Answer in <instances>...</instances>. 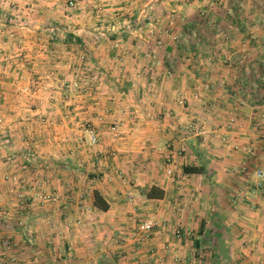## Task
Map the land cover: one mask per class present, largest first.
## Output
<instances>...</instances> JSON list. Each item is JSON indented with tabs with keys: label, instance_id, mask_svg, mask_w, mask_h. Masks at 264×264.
I'll return each mask as SVG.
<instances>
[{
	"label": "crops",
	"instance_id": "obj_1",
	"mask_svg": "<svg viewBox=\"0 0 264 264\" xmlns=\"http://www.w3.org/2000/svg\"><path fill=\"white\" fill-rule=\"evenodd\" d=\"M61 2L0 0V90L16 85L19 78L47 83L42 71L50 68V57L36 60L32 55L40 57L41 44L51 33L61 39L60 44L45 45L50 55L80 52L65 45L66 37L86 42L87 53L100 57L99 64L112 79L95 77L85 82L99 87L110 84L119 92L116 99L108 98L106 91L70 99V111L78 121L74 125L92 121L96 126L99 143L94 147L104 158V174L90 180L72 173L55 175L47 177L45 184L37 176L18 174L14 164L8 167L9 173L0 174V264H178L190 261V250L204 244L226 247L230 253L225 256L234 259L252 256L264 262V181L257 177L264 170V94H257L264 86V12L257 15L251 6L254 2L264 7V0H80L69 13H64ZM139 2L150 13L130 17V22L148 25L153 20L167 29L120 32L117 25L124 23L123 12L142 6ZM177 6L183 13H169ZM159 7L164 9L157 15ZM93 8L99 11L92 15ZM97 21L103 25L94 33L91 28ZM50 22L72 24L69 35L57 31L58 26L47 29ZM105 22H111L108 31ZM232 38L241 40V46L230 44ZM211 39L221 42L212 46ZM225 51L231 60H238L236 68H223L221 60L209 58ZM111 55L122 58L110 61ZM207 66L217 69L201 74ZM239 68L244 72L237 74ZM5 98L9 107L0 100L6 106L0 108L6 114L27 115L26 104H16L14 96ZM214 101V111H205L204 103ZM45 104H35L38 113L42 108V116L49 110ZM193 117L207 119V134L183 138ZM232 118L237 125L228 130ZM110 124L118 126V133L111 131ZM8 150L23 164L32 149L14 143ZM111 152L107 158L105 154ZM178 153L180 164L168 177L167 161ZM186 167L198 172L186 173ZM12 174L19 176L18 181ZM42 182L45 189L57 188L58 197L57 204L44 206L43 211L31 207L36 194L45 190ZM152 188L162 196L149 198ZM95 193L103 197L108 210L95 206ZM140 218L156 220L159 232L149 243L128 240L129 247H121L120 235L133 232ZM235 228L246 232V241L258 247V255L237 249L238 239L230 236ZM176 230L199 236L178 240ZM211 230L218 239H206ZM45 233L53 235V242L44 239ZM43 241L57 246L47 253L40 249ZM220 250L213 254L217 261L224 255Z\"/></svg>",
	"mask_w": 264,
	"mask_h": 264
},
{
	"label": "rangeland",
	"instance_id": "obj_2",
	"mask_svg": "<svg viewBox=\"0 0 264 264\" xmlns=\"http://www.w3.org/2000/svg\"><path fill=\"white\" fill-rule=\"evenodd\" d=\"M61 1H62L61 3L64 6V11H66L64 13L72 12L74 9L78 7L80 3V0H74L75 4L74 6L71 7L68 4L67 0H61ZM134 1H137V0H131V2H134ZM139 1L143 2L144 0H139ZM180 1L181 0H177L178 3H181ZM139 3L142 6L136 5L137 8H134V10L123 12L125 16L126 15H130V16H128L129 17L128 20L125 16H123L122 22L124 23H118L117 29L120 32L121 31H133V30H139V29H141L142 31H151L155 29H158V30L167 29L166 24L165 25H162V23L157 24L153 20H151L152 22L148 23V25L144 22H137V24L134 22H130V20L135 19V17L139 16L140 14H143L145 16L150 13L149 9L144 7V3H141V2ZM251 6H253L252 9L257 15H261L264 12V7H261L258 4L254 5V2L253 4H251ZM30 8L32 9V7ZM197 8L198 6H196V9ZM162 9L164 8L159 7V9L155 13H157L158 15L160 11H163ZM175 9H176L175 12L169 11V13L173 15H180L181 13H183V10H181L179 6L175 7ZM249 9L252 10L251 8ZM92 10H93L91 11L92 15L94 13L96 14V12L99 11V9L97 8H93ZM208 10H209V13L211 14L214 13L213 8H210ZM12 11L16 14V9L12 8ZM151 11L153 12L152 15L154 16V10H151ZM7 12L9 11L8 10L2 11V13H7ZM162 13L164 12H161L160 15H162ZM130 17H134V18L131 19ZM101 23L102 22L97 21L94 24H92V27H93L91 28L92 32L98 33L99 32L98 29H100V25H103ZM110 23L111 22H105L104 27L106 28L105 29L106 31L110 29V27L108 26L110 25ZM22 25H24L23 22H22ZM26 26L27 25H25V27ZM55 26L56 27L58 26L57 31H59L61 34L66 33V35H69L68 32L71 29L70 26H72V24L63 22V23H58L57 25H55L53 24V22H50L49 24L47 23L46 28L50 29ZM212 26H214V24ZM212 26L211 27L208 26L207 27L208 30L209 29L213 30L214 27ZM114 27H116V25ZM238 29L239 31H236L237 35L241 33L240 27H238ZM197 30H199V28H197ZM210 33L213 34V31ZM52 34L53 33L50 34L51 35L50 37L46 38L45 45L46 44L53 45V43L60 44L59 41L61 38L52 36ZM15 38H13V40H15ZM93 40H95V38ZM82 41H83L82 39L76 38L75 36L71 38L66 37L64 39L65 45L72 46L78 49L80 52L78 54L61 53L59 55H57V53H54V51L52 55H50V53L47 54L49 50L45 48L46 46L42 42H39V44L41 43L43 44V45L41 44V47L43 48L40 51L41 52L40 57H38L39 54L38 55L35 54L32 56L35 57L36 60L42 57H46V56L50 57V61L52 62L50 64V68H47V70L42 71V72H45L43 76H46L45 81H47V83L42 84L41 83L42 80L40 82H37V81H33V79L31 81H28V80L19 78V79H16V82H17L16 85L5 87L3 88V90L2 89L0 90L2 91L0 92V100H5L7 107H9L10 103H9V99L7 100L5 96L6 97L14 96L15 97L14 100L16 101V104L18 103L19 105V104L24 103V105L26 104V107H28L27 115H17L15 116V118L11 117L9 114H6L7 112L5 113V108H0V161H1L0 174L6 175L7 173H9L8 170L6 171V169H8V167L12 169V167H14L13 166L14 164L15 165L14 168L17 169L18 174L25 175L26 177L27 176L28 177L37 176L41 180H43L45 184H47V181H46L47 177L52 178L55 175L56 176L57 175L68 176L72 173V175L74 176L76 175L80 176V179H83V180H85L86 177L88 180H90L93 177H96L99 179L100 177L103 176L104 170H103V167H101L102 166L101 160L104 158H102V155H99L100 152H97V151L95 152V147H94L98 145L99 143V137L97 135L96 126L94 125L92 121L81 123L79 125L80 127L77 125H74V123H78V121L76 122V119H74L73 117L74 114L71 113L70 111V108H71L70 99H72L71 97L75 95H83V96L89 95V97H91L90 95L95 96V94L100 95L104 91L108 93L109 95L108 98H111V96L115 98L116 97L115 95L119 94V92H118L117 87L110 85V84L109 86L99 87L96 83L93 85L86 83L88 80H90L91 78H95V77L106 79V80L107 78L105 77L107 76L109 79H112V78L109 77L108 72H106V70H104V68L99 64V62H101L98 60L100 59V57L87 53L85 49V45L87 44L84 41L82 43ZM95 41H98V40L96 39ZM218 41L221 42V39ZM218 41L216 39L215 40L211 39L210 43L212 46H214L213 42L216 43ZM18 43L19 42H16L13 44H18ZM36 43L38 44V42ZM229 43L233 44L234 46L237 45L238 43V45L241 46V40L239 39L235 40L232 38L230 39ZM225 44L227 43L225 42L224 45ZM71 55L74 56L73 60H71L70 58ZM211 55H212L211 56L212 58L211 57L209 58L212 60H215V62H219L218 60H221L220 66L222 65L223 68H225L226 66L228 67V65H230L229 69L236 68V65H234V62H238V60H235L233 58L231 60V55L228 54V51H225L224 53L219 52L218 54H211ZM12 56L15 57V54H13ZM237 56H239V54ZM112 58L114 60L119 61L120 58H122V55L121 56L111 55L110 61H112ZM41 60L43 61V63L47 62L46 60H43V59ZM55 64L57 65V67L55 66ZM220 66L218 67L221 68ZM207 69H206L207 71H202V72L200 71V73L201 74L202 73L211 74L212 71L215 72V69H217V67L207 66ZM236 70H237L236 71L237 74L244 72V69L241 70V68L236 69ZM9 73H12V71H9ZM34 75H38V74L34 73ZM62 79H63V82H62ZM257 94L262 97V95L264 94V86H263V92L258 91ZM42 101L46 102L45 108L49 109L48 112H46L44 116H42L43 114H41L42 108L39 109L40 111L39 113L35 109L36 108L35 104L38 102H42ZM5 102H1L0 107H3V106L6 107ZM214 106H216L215 101L212 103L206 102L204 103V106L202 107L205 108V111L212 112L215 109ZM34 111H36L37 114ZM210 115L212 116L213 114L210 113ZM191 119L192 120L188 121L187 123L198 122V119L196 117H193ZM232 119H235V118H232ZM21 123L22 125H19ZM15 125H17V127ZM115 125L116 124L111 126L110 124L109 128ZM236 125H237V121L235 122L234 126ZM234 126L229 128V126L227 125V128H229L228 130H230L234 128ZM76 128H78L77 132L76 130H74ZM90 129H93L95 131V134L97 135V142L95 144L92 141V135L89 133ZM183 134H185V132H183ZM227 137H224L225 139H222L221 137L220 139L225 143L230 142L227 139ZM14 143L18 145H25V147H29L32 149L31 152L28 151L29 157L27 159L29 160H23L24 161L23 164L21 163V160L19 161L18 156L16 157L15 155H13L14 152H11L10 150H8V148L12 146ZM111 154L112 152L107 153L105 155L108 158V157H111ZM13 161H16V162L13 163ZM6 163L12 166L11 167L6 166L5 165ZM166 170H167V167H166ZM17 173H14V174H17ZM14 174H12L11 177L13 178L14 181L15 180L18 181L19 176L14 175ZM40 185L42 186L43 189H45V187H43L44 186L43 182ZM48 187L49 186L46 185V188ZM41 191L42 192H39L36 194V201L34 202L30 201L31 204L33 202V206L31 207H34V209L40 208L38 210H41L44 206L57 204V201H58L57 188L53 190L45 189ZM46 195L51 197L49 201L43 202L41 199H39L40 196H46ZM1 204L4 205L3 202H1ZM2 207L3 206H0V209H3ZM146 220H153L157 223V221L152 218L151 219L140 218L137 221V225H139L141 222L146 221ZM51 221L52 220H50V222ZM45 222L47 223L46 220ZM78 224H80V221L78 222ZM159 227H160V224H157L156 231L152 234V236H150L149 240L144 241L145 244L149 243L153 239L155 234L159 232ZM136 231L137 230L135 228V230L131 232L130 234H128V232H122L123 235L122 236L120 235L121 239L119 241V244L121 245V247H129L127 246L128 240L132 241L135 244L139 243L138 241L133 240V235H135ZM230 231L231 233H233V235H230V236H233V238L238 239V242L240 243V245L237 246V249L239 250L243 249L244 251H247L246 253L248 254L252 252L251 254L255 253L258 255L259 253L258 247H251V243H249V240L246 241L248 237L246 236L245 231L240 230L239 228L238 229L235 228L234 230H230ZM222 233L225 234L227 232H222ZM173 234L178 240H181L184 237H186V239H189V240L191 238L193 240H196V237L199 236V234L196 232L193 234L188 233L187 235H185V232L177 231V230ZM227 234L228 236L226 238H229V233ZM205 237L206 239L207 238H210L213 240L218 239L216 236L213 235V230L207 231V233L205 234ZM47 238L51 239L53 238V235L45 233L44 239L47 240ZM50 241L53 242L52 239ZM7 243H10V242L6 241L5 246L11 248L10 247L11 243L10 245H6ZM56 246H57V243L47 245L45 241L43 246H41L40 249H44L48 253L49 249L53 250L55 249ZM219 250L220 249H218L217 246L214 247L210 244L208 245L204 244L199 249L193 247L192 250H190L189 252V256L191 257L190 261L183 262L181 260L180 262H176V263L178 264H264L262 260L258 258L253 259L252 256L246 257L244 253H242L241 255L246 257V259L244 258L234 259L228 255L225 256L227 253L228 254L230 253V250L229 249L227 250L226 247L221 248L220 252L222 253V255L223 254L224 255L221 260L217 261L216 259L213 258V254H215V252L218 253ZM257 255H255V257H257Z\"/></svg>",
	"mask_w": 264,
	"mask_h": 264
},
{
	"label": "built area",
	"instance_id": "obj_3",
	"mask_svg": "<svg viewBox=\"0 0 264 264\" xmlns=\"http://www.w3.org/2000/svg\"><path fill=\"white\" fill-rule=\"evenodd\" d=\"M68 4L72 7L74 6V0H67ZM236 122V119H231L228 123L229 128L233 127ZM207 125V119L198 120V122H190L185 125V134L183 138H191V137H200L207 134L206 130ZM112 132L117 133L118 132V126L115 125L111 129ZM89 133L92 135V141L95 144L97 142V135L95 134V131L93 129L89 130ZM176 156V157H175ZM182 158L181 153H178V155H174L173 157L169 158L167 163V170L166 174L168 177H173L175 174V170L179 166L178 159ZM257 177L264 181V170H260L257 173ZM39 199H41L43 202H47L51 199L50 196H40ZM133 200V197H130V201ZM157 229V223L153 220H146L141 222L136 227L135 235H133V240L138 241L139 243H144V241L149 240L150 236L156 231ZM180 237V236H178ZM6 245H10V243H7Z\"/></svg>",
	"mask_w": 264,
	"mask_h": 264
},
{
	"label": "trees",
	"instance_id": "obj_4",
	"mask_svg": "<svg viewBox=\"0 0 264 264\" xmlns=\"http://www.w3.org/2000/svg\"><path fill=\"white\" fill-rule=\"evenodd\" d=\"M186 173H196L198 170L194 167H186L185 168ZM155 188H152L150 193H149V198H155V197H161L162 195L160 193H156ZM95 206L99 208L100 210L106 211L108 210L109 206L103 199V197L99 193H95Z\"/></svg>",
	"mask_w": 264,
	"mask_h": 264
}]
</instances>
